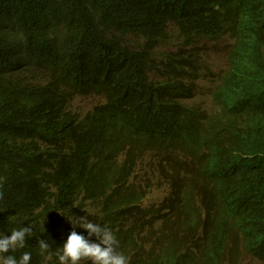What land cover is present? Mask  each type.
Segmentation results:
<instances>
[{
	"label": "trees",
	"instance_id": "trees-1",
	"mask_svg": "<svg viewBox=\"0 0 264 264\" xmlns=\"http://www.w3.org/2000/svg\"><path fill=\"white\" fill-rule=\"evenodd\" d=\"M173 31L233 39L209 108L187 103L198 66L158 55ZM87 93L104 100L81 114ZM239 246L264 258V0H0V264Z\"/></svg>",
	"mask_w": 264,
	"mask_h": 264
},
{
	"label": "rangeland",
	"instance_id": "rangeland-1",
	"mask_svg": "<svg viewBox=\"0 0 264 264\" xmlns=\"http://www.w3.org/2000/svg\"><path fill=\"white\" fill-rule=\"evenodd\" d=\"M126 42L129 45L137 46L142 42V39L129 36ZM232 44L233 39L224 36L217 39H199L193 45L184 46L178 32L173 31L170 42L158 49V55L161 58L166 51L178 52L181 50L188 61L198 66L199 77L195 82L194 95L187 100V103L209 108L214 104L213 93L215 89L229 70L228 53ZM19 76H24V69L19 70ZM26 76L32 77L29 73H26ZM36 77L40 79L38 74ZM103 100L104 98L100 94H77L73 108L77 112L85 114ZM161 191V188H156L154 194H160ZM227 264H264V258L254 257L239 246L234 252V257L230 258Z\"/></svg>",
	"mask_w": 264,
	"mask_h": 264
}]
</instances>
